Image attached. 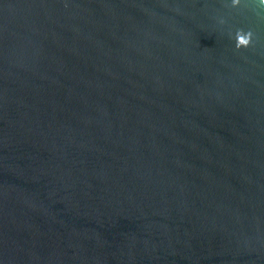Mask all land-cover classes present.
Masks as SVG:
<instances>
[{
    "label": "water",
    "instance_id": "obj_1",
    "mask_svg": "<svg viewBox=\"0 0 264 264\" xmlns=\"http://www.w3.org/2000/svg\"><path fill=\"white\" fill-rule=\"evenodd\" d=\"M0 264H264V0H0Z\"/></svg>",
    "mask_w": 264,
    "mask_h": 264
},
{
    "label": "clouds",
    "instance_id": "obj_2",
    "mask_svg": "<svg viewBox=\"0 0 264 264\" xmlns=\"http://www.w3.org/2000/svg\"><path fill=\"white\" fill-rule=\"evenodd\" d=\"M233 5L239 4L240 0H232ZM252 35L250 32L245 33L242 29L236 31L235 46L237 49L247 47L251 43Z\"/></svg>",
    "mask_w": 264,
    "mask_h": 264
}]
</instances>
